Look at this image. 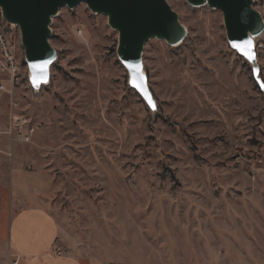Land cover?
Returning <instances> with one entry per match:
<instances>
[{
    "label": "rangeland",
    "instance_id": "374dc122",
    "mask_svg": "<svg viewBox=\"0 0 264 264\" xmlns=\"http://www.w3.org/2000/svg\"><path fill=\"white\" fill-rule=\"evenodd\" d=\"M166 2L187 33L146 41L144 91L84 2L51 17L55 59L34 87L0 12L20 63L19 84L0 91V237L12 213L40 206L86 263L264 264V31L251 60L219 10ZM12 111L42 125L30 143L7 133Z\"/></svg>",
    "mask_w": 264,
    "mask_h": 264
},
{
    "label": "water",
    "instance_id": "95a60500",
    "mask_svg": "<svg viewBox=\"0 0 264 264\" xmlns=\"http://www.w3.org/2000/svg\"><path fill=\"white\" fill-rule=\"evenodd\" d=\"M209 1L221 10L232 45L248 46L244 27L252 18L249 9L251 2L249 0ZM79 2L89 4L97 10L110 11L112 21L121 30L122 57L128 63L134 62L136 50L143 38L152 30L164 32L172 26L171 13L162 0H0V6L22 25L32 62L39 66L46 62L48 55L47 25L51 13L61 6L72 7ZM263 31L264 25L261 33ZM53 61L50 62L49 67ZM136 78H142L143 83L144 74L138 72ZM29 80L32 82L31 79ZM40 83H42L41 79L37 84ZM32 85L35 83L33 82ZM134 86L137 87L135 84ZM138 89L144 91V84L143 89Z\"/></svg>",
    "mask_w": 264,
    "mask_h": 264
},
{
    "label": "crops",
    "instance_id": "0c3cea01",
    "mask_svg": "<svg viewBox=\"0 0 264 264\" xmlns=\"http://www.w3.org/2000/svg\"><path fill=\"white\" fill-rule=\"evenodd\" d=\"M57 219L40 206H27L12 213L0 237V264H138L130 261L92 259L86 263L73 249L63 246ZM140 264V263H139Z\"/></svg>",
    "mask_w": 264,
    "mask_h": 264
},
{
    "label": "bare ground",
    "instance_id": "6f19581e",
    "mask_svg": "<svg viewBox=\"0 0 264 264\" xmlns=\"http://www.w3.org/2000/svg\"><path fill=\"white\" fill-rule=\"evenodd\" d=\"M162 1L165 3V5L167 6V8L169 9L171 13L172 26L167 31H164V32H157V31L152 30L150 34L144 37L139 48L135 52V57H134L135 59L133 63L126 62L122 57L121 30L119 26L112 21L110 11L109 10H97L93 6L86 4L87 7L91 11L105 15L107 17L108 25L117 31V34H118L117 56L121 64L123 65V67L127 70L131 81L134 82V84L140 89H143V83L141 81L142 78L137 79L136 76L138 72L141 75L143 74L142 50L144 48L146 41H148L151 38H156V39L163 40L165 43L171 46H176L184 40L186 33H187L186 28L179 21L178 14L169 7L166 0H162ZM186 1L191 6H195V7L210 6L211 8L217 9L221 12L219 7L215 4H212L209 0H186ZM251 1L252 0H249V2ZM58 9L59 8L55 9L51 13L49 17V23L51 22V17L54 16L58 12ZM249 9L252 14V18L244 27L245 38L248 42V46H239V47L233 46V48L242 56L253 60L255 57V52L253 49L254 40L261 33L264 22L260 15V12L257 9H255L251 4H249ZM0 12H1L2 19L5 22L9 23L12 27L17 26L22 35V45L24 47V52H25V61L27 63L29 78L32 80V82L31 81L30 82L31 83L34 82L35 85L33 86L37 87L38 86L37 83L39 79H41L42 82L46 81L47 74L49 73V69H50L49 64L51 61L55 59V52L53 48L51 47V45L49 44V42L47 41L46 46L48 50V55L46 58V62L43 64V71H39L36 67H34V64L32 62L29 49H28L27 39H26L22 25L16 19L12 18L4 7L0 6ZM49 23L47 25V32H50Z\"/></svg>",
    "mask_w": 264,
    "mask_h": 264
},
{
    "label": "built area",
    "instance_id": "2783aa9c",
    "mask_svg": "<svg viewBox=\"0 0 264 264\" xmlns=\"http://www.w3.org/2000/svg\"><path fill=\"white\" fill-rule=\"evenodd\" d=\"M251 5L259 10L264 22V0H252ZM0 68L10 76V88L6 89L4 85L0 84V91L11 93L14 87L20 82V63L15 58L13 46L9 42L6 30L2 25H0ZM11 106L14 110L16 108V103L11 102ZM41 127L42 125L40 123H30L25 117L12 111L9 116L7 133L16 141L30 143L33 135L40 130ZM53 251L54 253H61L63 249L57 243ZM12 264H16V262L14 261Z\"/></svg>",
    "mask_w": 264,
    "mask_h": 264
},
{
    "label": "snow or ice",
    "instance_id": "6c2138e0",
    "mask_svg": "<svg viewBox=\"0 0 264 264\" xmlns=\"http://www.w3.org/2000/svg\"><path fill=\"white\" fill-rule=\"evenodd\" d=\"M234 47H239V45H234ZM34 67H36L39 71H43V65H39V66L34 65ZM253 71H254V73L257 72V70H255V69ZM146 99H148L149 104L152 103L150 97H146Z\"/></svg>",
    "mask_w": 264,
    "mask_h": 264
}]
</instances>
